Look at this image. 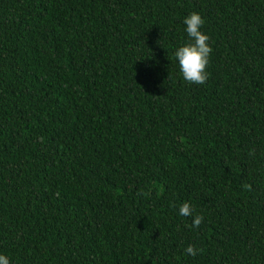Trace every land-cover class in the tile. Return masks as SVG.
I'll use <instances>...</instances> for the list:
<instances>
[{
	"label": "trees",
	"instance_id": "16d2710c",
	"mask_svg": "<svg viewBox=\"0 0 264 264\" xmlns=\"http://www.w3.org/2000/svg\"><path fill=\"white\" fill-rule=\"evenodd\" d=\"M0 254L264 264V0H0Z\"/></svg>",
	"mask_w": 264,
	"mask_h": 264
},
{
	"label": "clouds",
	"instance_id": "9594fccd",
	"mask_svg": "<svg viewBox=\"0 0 264 264\" xmlns=\"http://www.w3.org/2000/svg\"><path fill=\"white\" fill-rule=\"evenodd\" d=\"M183 23L186 26L184 30L187 34L188 42L180 46L174 54L179 64L180 73L185 82L204 85L209 78L207 68L213 51L209 44L210 37L202 32L205 20L199 13L193 12L184 18ZM245 187L251 188L250 185H245ZM137 195L147 196L148 193L141 190ZM179 215L183 217L192 216V206L189 203H183L179 207ZM203 219L202 215H195L192 227L198 228ZM201 251L202 249H197L194 245H189L185 249L186 254L191 256H196ZM0 264H10L9 258L0 254Z\"/></svg>",
	"mask_w": 264,
	"mask_h": 264
}]
</instances>
